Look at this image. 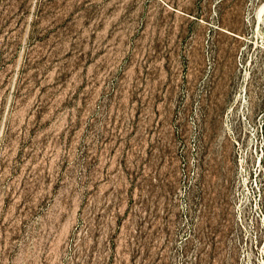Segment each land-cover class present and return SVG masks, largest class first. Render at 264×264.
<instances>
[{
	"label": "rangeland",
	"instance_id": "rangeland-1",
	"mask_svg": "<svg viewBox=\"0 0 264 264\" xmlns=\"http://www.w3.org/2000/svg\"><path fill=\"white\" fill-rule=\"evenodd\" d=\"M264 0H0V264H264Z\"/></svg>",
	"mask_w": 264,
	"mask_h": 264
},
{
	"label": "bare ground",
	"instance_id": "bare-ground-1",
	"mask_svg": "<svg viewBox=\"0 0 264 264\" xmlns=\"http://www.w3.org/2000/svg\"><path fill=\"white\" fill-rule=\"evenodd\" d=\"M264 10V7L262 8V11Z\"/></svg>",
	"mask_w": 264,
	"mask_h": 264
}]
</instances>
